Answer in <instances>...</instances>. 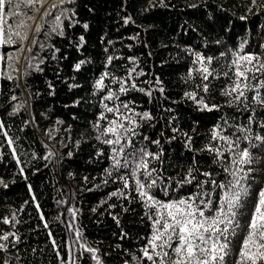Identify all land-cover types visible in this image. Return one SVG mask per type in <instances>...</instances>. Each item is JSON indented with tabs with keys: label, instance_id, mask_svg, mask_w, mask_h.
<instances>
[{
	"label": "trees",
	"instance_id": "trees-1",
	"mask_svg": "<svg viewBox=\"0 0 264 264\" xmlns=\"http://www.w3.org/2000/svg\"><path fill=\"white\" fill-rule=\"evenodd\" d=\"M56 2L49 0L45 5L50 15L44 20L37 17L42 31L33 53L44 58L40 65L43 71L30 70L20 79L19 87L15 79L0 80V121L5 125L0 130V180L7 184H0V220L15 214L20 221L13 225L0 222V231H14L20 236V243L8 254L0 252V264H96L83 250L84 244L99 250L102 264H138L134 257L140 256L141 247L147 243L150 221L135 192V199L110 196L122 185L110 178L104 183L109 160L106 156L98 158V151L107 155L109 149L94 138L97 133L92 124L102 111L100 99L105 93L97 92L94 83L109 71L125 80L131 76L138 89L145 90L130 89L125 95L117 93L118 82L105 80L119 95L116 103L132 101L130 107L136 112L148 111L153 116L143 121L138 131L149 137L142 141L149 150L162 148L163 164L157 161L153 166L162 167L163 175L182 176L195 156L199 172L220 173L215 178L223 180L224 173L214 163V154L207 151L210 131L222 123L221 117H227L229 123H241L247 114L229 107L220 95L226 83L223 76L213 81L215 91L208 101L220 105V110L198 111L194 102L184 97L185 90H192L184 78L197 67L191 63L193 52L219 57L213 66L220 64L221 71L227 70L228 58L220 57V53L236 49L241 43H245V52L264 54V9L253 7L250 12L251 0H162L164 6L161 0H74L63 7L72 9L79 23L68 28L65 20L63 36L47 35L53 17L60 11L59 7H51ZM85 23L86 30L82 27ZM81 35L86 43L77 48ZM40 42L44 48L39 47ZM6 51L19 55L15 49ZM108 55L115 58L106 68ZM81 60L87 62L75 71L74 66ZM23 63L21 58L17 67ZM73 84L81 87L70 88ZM148 90L151 97L145 94ZM12 96L17 99L12 100ZM106 115L113 118L110 113ZM184 133L192 137L191 151ZM8 139L13 140L12 145ZM156 139L159 146L150 143ZM211 144L224 150L222 142ZM245 146L242 142L241 147ZM13 148L21 165L16 163ZM49 151L57 155L44 160ZM252 151L259 162L251 166L255 170L248 181L250 200L259 188H264V152ZM20 167L25 168L23 175L19 174ZM193 175L205 179L196 172ZM247 218L248 214L241 217V223ZM144 264L149 262L145 260Z\"/></svg>",
	"mask_w": 264,
	"mask_h": 264
},
{
	"label": "snow or ice",
	"instance_id": "snow-or-ice-1",
	"mask_svg": "<svg viewBox=\"0 0 264 264\" xmlns=\"http://www.w3.org/2000/svg\"><path fill=\"white\" fill-rule=\"evenodd\" d=\"M65 3L73 4L74 0H57L51 5L52 8L59 7L60 11L53 17L47 35L54 33L63 36L65 20L68 22V28L79 23L74 11L63 7ZM47 4L49 0H0V80L15 79L19 87L20 79L29 75L30 70L43 71L40 65L44 63V58H38V54L33 53V46L37 44V35L42 31L37 17L44 20L50 15L49 9L45 7ZM161 6H164L162 0ZM253 7L264 9V0H251L250 12ZM33 25H36L35 28ZM82 27L86 30L88 25L85 23ZM85 43L84 36L81 35L76 46L81 48ZM39 47L44 48V43L40 42ZM6 49H15L19 55ZM58 51L59 49L54 50ZM105 51L107 52V48ZM190 54L194 56L191 63L197 67L190 70L184 78V82L192 89L185 90L184 97L193 101L198 111H219L220 105L208 101L212 99L215 91L212 87L213 81L223 76L226 83L221 86L220 95L226 98L229 107L235 106L247 114L241 123H229L227 117H221L222 123L215 124L210 131L207 151L214 154V163L222 169L224 179L218 181L215 178L220 173L199 172L195 156L187 171L182 176L177 174L179 178L165 176L162 167H154L157 161L162 166L163 150H149V146L142 143L148 141L149 137L138 131L143 127L142 122L152 120L153 116L148 111L136 112L130 107V104L134 103L132 101L116 103L119 100L117 93L127 95L130 89L145 90L138 89L131 76L125 80L105 71L94 83L97 92L105 94L100 99L102 111L92 124L97 133L94 138L109 149L107 155L103 150L98 151V158L106 156L109 160L104 183H108L109 178L113 183L119 182L122 187L113 191L110 196L135 199L136 197L132 196L135 192L138 202L145 208L144 215L150 221L151 232L146 238L147 243L140 249V256L134 257L138 264H144L145 260L149 264H264V188H259L250 200L251 184L248 183L250 174L255 170L251 166L259 162V157L252 150L259 149L264 152V54L245 52V43H241L236 49L220 53V57L228 58L226 71L220 70V64L213 66L214 60H219V57L201 52ZM21 58L24 63L22 67H17ZM52 58H56L54 53ZM114 58V55L107 56L106 68L112 65ZM86 62L81 60L77 63L74 66L75 71H80L81 65ZM129 71L134 72L135 69ZM12 73L20 75L14 76ZM106 79L120 84L117 93L111 90L110 84H105ZM157 83L162 82L157 79ZM49 87L51 88V85ZM69 87L81 85L73 84ZM159 92L163 93L164 88L160 87ZM145 94L152 96L151 90ZM11 99L16 100L17 97L12 96ZM104 101H110L112 105ZM108 113L112 114L113 118H109L106 115ZM4 127V123L0 121V130ZM3 134L8 135L6 131ZM184 135L191 151L192 137L187 133ZM137 136L141 139L137 140ZM211 142H222L224 150L213 146ZM242 142L246 144L245 147H241ZM7 143L12 145L13 140L8 139ZM150 143L160 145L158 139L151 140ZM78 144L79 141L77 146ZM12 153L16 163L21 165L22 161L15 156V148ZM55 155L57 154L49 151L43 159L48 160ZM68 155L70 157L71 152ZM24 172L25 168L20 167L19 174L23 175ZM194 172L205 179H198L197 175H193ZM0 184H4V181L0 180ZM4 187H7V184H4ZM36 207L39 208V204ZM75 214L73 211V216ZM246 214L248 218L242 224L241 217ZM44 219L41 214V220ZM0 222L5 225L20 223L15 214L11 219L5 217ZM48 226L45 221L44 227ZM51 235L49 232V236ZM80 235L77 230V236ZM123 238L124 235L121 236V239ZM18 243L20 236L16 232L0 231V252L8 254L10 248H14ZM52 243L56 244L55 239ZM82 248L90 254L96 264H102L98 249L86 244L82 245ZM4 264L8 262L4 261Z\"/></svg>",
	"mask_w": 264,
	"mask_h": 264
}]
</instances>
